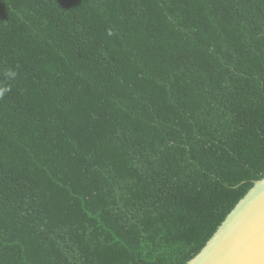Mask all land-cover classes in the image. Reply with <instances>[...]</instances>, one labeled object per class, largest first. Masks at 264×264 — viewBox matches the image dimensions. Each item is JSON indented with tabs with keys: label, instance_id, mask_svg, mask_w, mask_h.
Returning <instances> with one entry per match:
<instances>
[{
	"label": "trees",
	"instance_id": "1",
	"mask_svg": "<svg viewBox=\"0 0 264 264\" xmlns=\"http://www.w3.org/2000/svg\"><path fill=\"white\" fill-rule=\"evenodd\" d=\"M264 178V0H0V264H188Z\"/></svg>",
	"mask_w": 264,
	"mask_h": 264
},
{
	"label": "water",
	"instance_id": "2",
	"mask_svg": "<svg viewBox=\"0 0 264 264\" xmlns=\"http://www.w3.org/2000/svg\"><path fill=\"white\" fill-rule=\"evenodd\" d=\"M188 264H264V178Z\"/></svg>",
	"mask_w": 264,
	"mask_h": 264
}]
</instances>
